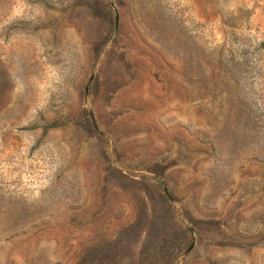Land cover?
I'll return each instance as SVG.
<instances>
[{"label": "rangeland", "instance_id": "1", "mask_svg": "<svg viewBox=\"0 0 264 264\" xmlns=\"http://www.w3.org/2000/svg\"><path fill=\"white\" fill-rule=\"evenodd\" d=\"M0 264H264V0H0Z\"/></svg>", "mask_w": 264, "mask_h": 264}]
</instances>
